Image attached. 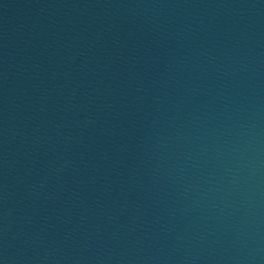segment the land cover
I'll list each match as a JSON object with an SVG mask.
<instances>
[{
  "label": "water",
  "instance_id": "obj_1",
  "mask_svg": "<svg viewBox=\"0 0 264 264\" xmlns=\"http://www.w3.org/2000/svg\"><path fill=\"white\" fill-rule=\"evenodd\" d=\"M0 264H264V0H0Z\"/></svg>",
  "mask_w": 264,
  "mask_h": 264
}]
</instances>
